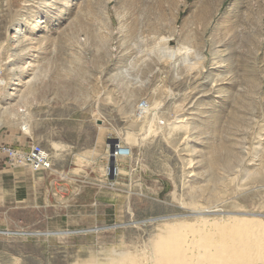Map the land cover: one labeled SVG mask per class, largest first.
I'll use <instances>...</instances> for the list:
<instances>
[{
	"label": "rangeland",
	"instance_id": "rangeland-1",
	"mask_svg": "<svg viewBox=\"0 0 264 264\" xmlns=\"http://www.w3.org/2000/svg\"><path fill=\"white\" fill-rule=\"evenodd\" d=\"M0 82L44 148L92 150L5 181L0 264H151L192 202L264 218V0H0Z\"/></svg>",
	"mask_w": 264,
	"mask_h": 264
},
{
	"label": "bare ground",
	"instance_id": "bare-ground-1",
	"mask_svg": "<svg viewBox=\"0 0 264 264\" xmlns=\"http://www.w3.org/2000/svg\"><path fill=\"white\" fill-rule=\"evenodd\" d=\"M168 40L170 39L167 38L165 41ZM170 48L162 47L163 52L169 58L181 51V49L176 47ZM191 52L188 48H183L182 50V53L186 57L190 56ZM184 55L182 56L183 58ZM188 59H185L186 63ZM141 109L143 111V108ZM184 123L183 119L176 118L175 124L172 125L174 128H179L183 127ZM172 125L171 129L173 128ZM220 206V204H217L211 207H203L192 202L190 213L198 215L193 220L189 221L186 218H182V220L176 222L170 223L171 221H167L165 224H162L159 227L158 233L155 234V238H153V246L152 243L149 244V246H152L151 264H264V218L253 215L254 213H251L250 210L249 212H230L222 210ZM210 214L220 215L210 217ZM119 253L117 259L112 261L113 258H110L113 264H116L114 261L117 264L135 263L134 260L136 258L133 260L128 252L123 251Z\"/></svg>",
	"mask_w": 264,
	"mask_h": 264
},
{
	"label": "crops",
	"instance_id": "crops-1",
	"mask_svg": "<svg viewBox=\"0 0 264 264\" xmlns=\"http://www.w3.org/2000/svg\"><path fill=\"white\" fill-rule=\"evenodd\" d=\"M20 108V107H19ZM18 108V109H19ZM9 107L6 106V108H1L0 107V145H9L12 147H17V148H23L27 149L29 148L32 144H39L36 142L35 137L31 132H24L21 129L20 121L14 116V113H9ZM49 112V110H48ZM47 112L46 116H49V113ZM74 115V113H71ZM44 115V114H43ZM55 115V114H53ZM48 119V117H47ZM74 119V118H73ZM45 119L42 118V126H45ZM49 128V126H48ZM29 129V127H28ZM78 137L76 140H71V147L70 149H64V148H53L54 152L50 153L52 155V164L54 165V157L57 155H87L91 154L92 150L88 149L87 152H79L77 149L75 150V143L79 142L80 139V131H78ZM89 140L92 141V144L95 145V149L98 145H100L103 142V137L101 135H94V138H90ZM52 141L54 144L57 145H63V144H68L70 140L65 138L64 136H52ZM41 145V144H40ZM93 148V147H92ZM47 149V148H46ZM48 150V149H47ZM97 150V149H96ZM53 170V166H52ZM52 170L47 171L48 175L49 173L52 172ZM46 173V174H47ZM30 175V173L28 172ZM38 180L41 179V177L37 178ZM5 181L7 182H12L13 184L19 181H23V177L20 175L18 172V167H13L10 166L7 162V159L3 153L0 152V191L1 189L5 187ZM17 196L20 197L18 199H22L25 195V193L22 192V190H18Z\"/></svg>",
	"mask_w": 264,
	"mask_h": 264
},
{
	"label": "built area",
	"instance_id": "built-area-1",
	"mask_svg": "<svg viewBox=\"0 0 264 264\" xmlns=\"http://www.w3.org/2000/svg\"><path fill=\"white\" fill-rule=\"evenodd\" d=\"M145 104L146 103L144 102H140L139 107L143 108ZM28 127V123L22 120V131L27 132ZM113 146V155L115 159L119 157H127L129 155V148L126 146H122L118 142ZM0 152L5 155L10 166H28L31 170L37 172L52 170V155L49 150L40 144H32L27 149L12 147L9 145H0Z\"/></svg>",
	"mask_w": 264,
	"mask_h": 264
},
{
	"label": "water",
	"instance_id": "water-1",
	"mask_svg": "<svg viewBox=\"0 0 264 264\" xmlns=\"http://www.w3.org/2000/svg\"><path fill=\"white\" fill-rule=\"evenodd\" d=\"M109 142H111V143H116L117 142V140L116 139H109ZM109 170H110V172H114L115 171V157H114V155H113V148H111V150H110V154H109Z\"/></svg>",
	"mask_w": 264,
	"mask_h": 264
}]
</instances>
